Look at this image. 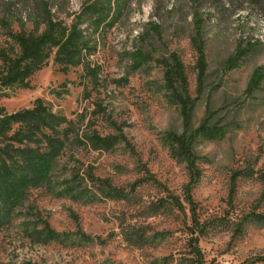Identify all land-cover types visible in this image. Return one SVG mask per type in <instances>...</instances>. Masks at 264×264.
<instances>
[{
    "label": "rangeland",
    "instance_id": "obj_1",
    "mask_svg": "<svg viewBox=\"0 0 264 264\" xmlns=\"http://www.w3.org/2000/svg\"><path fill=\"white\" fill-rule=\"evenodd\" d=\"M35 1L0 0V19L15 26ZM46 1L67 24L80 15L89 49L66 69L52 53L28 87L0 86V108L15 112L39 98L75 121L79 136L114 139L97 149L84 137L67 145L51 184L26 190L0 229V264H197L192 229L206 264H264L253 262L264 255V225L254 216L264 215V0ZM4 33L0 49L13 46ZM136 51L151 57L136 64ZM173 52L195 99L190 126L216 128L193 146L200 176L191 204L189 170L170 137L183 129L164 80ZM71 168L84 179H69Z\"/></svg>",
    "mask_w": 264,
    "mask_h": 264
},
{
    "label": "trees",
    "instance_id": "obj_2",
    "mask_svg": "<svg viewBox=\"0 0 264 264\" xmlns=\"http://www.w3.org/2000/svg\"><path fill=\"white\" fill-rule=\"evenodd\" d=\"M53 5L46 0L35 1L33 10L24 17L16 19V25L5 16L0 19V29L13 44L8 49H0L3 70L0 72V86L28 87L27 79L36 70L43 67L50 55L54 53V62L63 69L79 63L82 53L89 49V37L81 28L80 15L67 24L52 12ZM28 16V17H27ZM24 18V19H23ZM154 30L158 27L151 26ZM196 36L192 38L197 51L198 93L201 92L202 79L205 74L204 42L196 26ZM15 47V48H14ZM151 57L142 51H136V64ZM164 80L172 91L173 98L179 106L183 129L170 137L177 146L189 170V181L185 185L186 199L191 204L190 194L199 179L198 157L193 151L195 142L204 135L215 131V125L203 120L195 128L190 126L195 99L187 92L185 71L176 53H170L163 61ZM260 74L250 76L247 91L252 92ZM212 112L208 110V115ZM81 131L75 121L56 114L41 99L37 98L30 108L15 112H6L0 108V229L7 223L11 210L23 198L26 190L49 186L55 177L58 159L65 153L67 145L84 137L88 146L97 149L100 141L114 139L110 136L100 137L93 133L91 137L78 135ZM74 136V137H73ZM74 139V140H73ZM100 146V145H99ZM81 169L71 168L67 172L69 179L80 175ZM175 206L183 209L181 201L174 200ZM255 219L264 225V215L255 214ZM194 225L198 226L196 220ZM197 228V227H196ZM192 229L189 240V252L197 264H206L198 245V235ZM253 262L264 263V255L254 258Z\"/></svg>",
    "mask_w": 264,
    "mask_h": 264
}]
</instances>
